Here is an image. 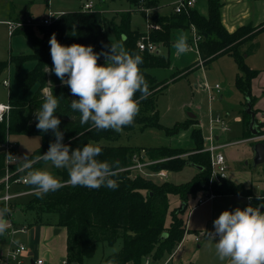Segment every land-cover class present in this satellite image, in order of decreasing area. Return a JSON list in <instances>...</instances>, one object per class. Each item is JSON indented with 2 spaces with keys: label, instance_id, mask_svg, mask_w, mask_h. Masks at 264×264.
I'll use <instances>...</instances> for the list:
<instances>
[{
  "label": "trees",
  "instance_id": "trees-1",
  "mask_svg": "<svg viewBox=\"0 0 264 264\" xmlns=\"http://www.w3.org/2000/svg\"><path fill=\"white\" fill-rule=\"evenodd\" d=\"M128 1L138 11L144 8L152 9L159 4V0ZM207 1V16H203L195 8H188L181 13H176L174 10L171 16H155L151 22L159 25L160 30L150 33L151 40L170 52L173 36L177 31L190 32L195 29L201 39L198 42L200 63L205 65L223 55L232 56L239 70L235 84L244 96L246 105V110L243 111L245 125L243 138H254L249 128L251 115L247 113V102H251L253 111L257 114L254 109L256 98L253 95L252 84L260 72L251 69L246 58L258 49L256 40L264 33V24L258 28L251 25L240 27L234 33H229L222 23L221 0ZM120 16L121 22L117 25L112 21L108 22L102 10L94 9L88 12L82 8L77 12L62 14L50 25H43L41 20H36L40 36L36 35L34 25L27 23L22 29L15 30L11 34L15 35L19 31L31 41L34 47L32 55L21 56L15 60L18 66L29 60L35 62L34 69L24 77V87L26 92H30L35 87L37 90L29 103H10L12 109L8 122L6 119L0 122V145L6 143L11 135L40 136L43 140L42 148L28 156L27 160L18 161L11 166L10 172L13 174L11 180L27 175L24 170V164L27 162H31L32 168L45 164L46 162L41 158L43 152H46L50 142L55 140L51 131L42 133L36 128L38 121L34 114L44 103L47 95L44 93L45 90L59 97L60 107L56 115L61 120L59 127L64 132L63 143L70 145L73 150L82 148L85 144L98 145L102 148V155L97 159L119 166V175L114 177L119 187L115 190L107 187L99 189L73 187L66 183L69 179L68 172L60 170L58 175L61 181L65 182V186L56 192L46 194L43 198L33 195L26 205L27 210L36 214V222L39 225H43L44 215H57L55 226L66 230L67 234L68 264H82L84 258L92 257L98 243L114 245L119 240L123 241V247L121 252L111 259L114 264H142L148 258L152 259L154 264H163L166 261L165 256L180 246L188 232V221L185 222L182 216L191 198L208 191L215 196L233 194L251 198L254 195L252 189H246L242 184H235L229 179L211 184V158L209 153L201 152L205 147L202 130L192 128L198 124L197 119H188L185 124L177 125L174 129H165L160 125L157 110L158 96L167 87V83L177 77L178 73L174 74L169 81L168 79L159 81L152 71L171 68L172 61L169 55L163 56L159 52V46L155 53L139 51L137 43L146 34L132 30L131 12L122 13ZM21 21L24 19L19 20ZM109 29L113 32L117 43H123L126 52L142 56L143 64L140 67L151 92V95L141 102L140 112L134 125L125 127L122 132L130 133L137 128L142 132L148 129H160L168 135H179L190 130L191 148L114 146L112 143L122 137V132L100 131L92 128L90 124L82 125L80 113L71 110L70 101L78 97L72 96L69 87L63 85L54 73L46 72L47 67H53L49 40L55 34L62 45L70 46L77 43L92 46L95 52L100 53L109 50L105 47L111 44L107 37ZM188 45L193 46V35L188 40ZM247 45V49L243 51ZM104 62L105 58L102 55L99 63ZM138 96L139 93H137ZM258 126L259 137L263 135V132L262 125L258 124ZM143 151L146 155L144 161H158L149 167L151 174L162 171L181 172L186 166L194 167L196 174L190 182L185 184L175 185L169 182L157 184L151 178L126 170L134 164V157ZM17 152L18 147L14 145L12 153L16 157ZM5 160V155L0 154V182L7 173ZM3 192L4 184L0 183V198ZM171 196L178 197L182 204L171 212V220L168 224ZM13 201H11L13 206L10 211L16 208ZM0 204L1 208L5 206L1 202ZM255 204L259 206L264 202H250L254 208ZM9 215L10 212L5 218L7 219Z\"/></svg>",
  "mask_w": 264,
  "mask_h": 264
},
{
  "label": "rangeland",
  "instance_id": "rangeland-1",
  "mask_svg": "<svg viewBox=\"0 0 264 264\" xmlns=\"http://www.w3.org/2000/svg\"><path fill=\"white\" fill-rule=\"evenodd\" d=\"M88 1L91 0H0V103H29L37 90V87H35L30 92H26L24 87V77L34 69L35 62L29 60L18 66L15 60L21 56L32 55L34 47L31 41L19 31V33L11 35L8 21L14 20L15 22L12 23H17L21 17H25L23 18L24 21H31L36 35L40 36L36 20L48 18L50 14L62 15L80 11L84 3ZM92 1L95 4L94 9L102 10L107 21H112L117 25L121 22L120 15L122 13L131 12L132 30L147 34L149 32L148 23L153 21L155 16H171L179 0H159V4L155 8L149 9L148 14H145L144 10H136L128 0ZM202 4L203 0H199V7L202 8ZM179 33L186 36L187 43L192 37V34L187 30L175 33L170 52L167 48L160 47L158 43L154 42L157 48L160 47L159 52L163 56L169 55L172 67L169 69H156L152 73L161 82L166 79L169 81L174 74L178 73L177 77L171 79L167 83V87L158 96L157 110L160 125L165 129H174L177 125L185 124L190 114H193L197 117L198 124L192 128L202 130L205 144L218 135L221 137V143L235 142V144L229 145L223 150L228 165V179L236 183H243L248 188L252 187L254 193H262L260 196L253 195L254 198H249L250 202H264V164H254V145L262 142V139H242V124L239 119L241 120L243 117L246 105L244 96L235 84L239 70L234 58L230 55H223L205 65L197 64L195 61H198L196 60L198 54L195 49L190 50L189 46L186 53L179 54L174 48V42L181 36ZM107 37L110 42L117 43L110 29ZM263 41L264 39H261L259 49L250 53L248 60L246 58L248 65L255 67L260 72H264ZM7 79H10V89L3 85V81ZM217 85L221 88L220 94L217 93ZM44 93L48 94L49 91L45 90ZM221 95L223 96L222 100L220 99ZM213 96H215V99H213ZM218 117L225 119V132H222L221 129L223 128L217 122ZM9 139L12 144L18 147L17 160L19 162L38 151L43 145L40 136L11 135ZM112 145L141 148L169 146L189 149L192 147V139L190 130L179 135H168L160 129H148L142 132L137 128L130 133L122 132V137L113 142ZM34 169L50 170L60 180L61 177L58 172L60 170L68 172L66 169L54 168L50 163L42 164ZM134 173L151 178L157 184L169 182L181 185L190 182L195 176L196 170L194 167L186 166L181 172H166L167 178L158 177L156 173L151 174L150 170ZM149 174L153 176H148ZM23 178H26V175ZM26 192H29V194H26ZM11 194L22 195L13 201V204H16L15 210L10 211L13 205L11 203L8 205L10 212L7 218L8 222L14 223L17 228L30 226L28 233L17 235L15 241L25 244L29 252L33 251L34 257L44 258L46 264H64L67 261L66 233L65 230H61V233L55 234V230L58 229L55 226L58 219L57 215H44L43 225H39L36 222V214L27 210L26 207L32 196L35 195L30 186H13ZM201 197H204V194H198L191 198L188 208L182 216L185 222H189V228L191 227L192 230L197 229L204 218L207 219L214 215L213 222L224 210L232 211L237 207L241 209L247 207L246 200H242L244 202L242 204L241 201L234 198L218 199L220 203L215 206L213 205L214 197H208L206 203L199 206L197 203ZM181 204L182 202L178 197L171 196L169 198L168 224L171 220V212ZM212 206L218 208L219 211H213L211 215L210 209ZM257 206L255 204V207ZM212 230H214L213 227ZM195 234L196 232L192 231L186 233L181 245L171 254L165 256L166 261L171 257L170 264H221L216 256L214 242L210 239H202L201 243H196ZM122 247V240L114 245L104 242L98 243L92 257L84 258L82 264H114L111 259L121 252ZM8 248V239L0 241V253L6 252ZM20 260L24 262L23 264H32V258L28 256V252L21 255ZM142 264H146L145 261Z\"/></svg>",
  "mask_w": 264,
  "mask_h": 264
},
{
  "label": "clouds",
  "instance_id": "clouds-1",
  "mask_svg": "<svg viewBox=\"0 0 264 264\" xmlns=\"http://www.w3.org/2000/svg\"><path fill=\"white\" fill-rule=\"evenodd\" d=\"M49 44L53 67H47L46 72L54 73L63 85L69 87L72 96L78 97L70 101V108L80 113L82 125L90 124L97 130L116 133L134 125L141 102L151 95L140 67L142 56L130 54L123 43L112 41L105 46L109 50L100 53L92 46L62 45L55 34ZM173 46L177 53H186L189 49L186 36L177 38ZM102 55L105 62L100 64ZM59 107V97L49 93L34 114L38 121L36 128L42 133L51 131L55 137L41 158L54 168L66 169L69 175L66 183L73 187L117 189L119 184L114 177L119 175V166L97 159L102 155L100 146L85 144L73 150L63 143L64 132L60 130L61 120L56 115ZM24 170L27 172L25 183L38 198L65 186V182L50 170L34 169L31 162L24 164ZM261 209L264 204L255 208L249 205L243 209L224 210L213 221L214 231H206V234L214 242L221 264H264V211ZM8 213L5 204L0 208V236L9 228L5 218Z\"/></svg>",
  "mask_w": 264,
  "mask_h": 264
},
{
  "label": "built area",
  "instance_id": "built-area-1",
  "mask_svg": "<svg viewBox=\"0 0 264 264\" xmlns=\"http://www.w3.org/2000/svg\"><path fill=\"white\" fill-rule=\"evenodd\" d=\"M196 4V0H180L176 3L175 6V12L176 13H181L184 10L188 8H194ZM95 8L94 2L88 1L84 3L83 9L85 11H92ZM145 11V14H148L149 9L144 8L142 9ZM61 15H55V14H50L48 18H45L41 20V24L43 25H50L55 19H58ZM11 28V34L15 30H20L22 29L27 23L28 25H32L33 23L31 21H21L17 23H12L8 22ZM149 32L157 31L160 30V26L153 23L149 22ZM193 31V46L191 45L190 50L195 49V51L198 54V42L201 40L200 37L198 36L197 32L195 29ZM149 32L137 43L138 50L141 52L147 51L149 53H155L157 51L156 45L152 42L151 36ZM3 85L10 89V79L4 80ZM217 93L220 94V86H216ZM213 99H215V96H213ZM11 104H1L0 103V122H3L5 119L9 120V114L11 111ZM218 124H220V127L223 128L221 129L223 132L226 131V123L225 119L218 117L217 118ZM215 132V131H214ZM235 143H220L217 141L216 137L213 138L211 141H207V144H205L204 149L201 151L202 153H209L210 158H211V184L214 182L221 183L223 180H227V171H228V165L226 161L225 154L223 153V150L227 148L229 145H232ZM13 149H14V144L10 142V139L7 140L6 143L0 145V153L5 155V165H6V176L1 180L0 183L4 184V193L2 197L0 198V202L3 203L4 205L6 204L7 206L11 203V201L15 200L22 194H11L12 187L15 185H27L25 183L26 178H19L15 180H11L12 178V173L10 172L11 166L14 164L18 163L17 157L13 155ZM145 151H143L140 155H136L133 159L134 164L129 167V169L132 172H143L144 170H149V167L151 165H154L157 162L153 161H144L145 160ZM158 177L162 178H167L168 175L166 174L165 171L156 173ZM148 176H153L149 174ZM31 193V192H30ZM26 194H29V192H26ZM208 197H215V195L211 192H205L204 197H201L198 201V205H204L206 203V199ZM28 226H22L17 228L14 223L9 222V228L7 230L6 237L9 242V248L6 252H1L0 253V264H23L24 262L20 260L21 255L25 254L28 252V248L26 247L25 244L19 243L15 241V237L17 235H25L29 231ZM202 239H209L206 232H204L201 235H198L196 238L197 242H200ZM171 258V257H170ZM169 259L164 263V264H169ZM146 264H154L152 259L148 258L145 261ZM32 264H46L45 260L42 258H36L34 259ZM64 264H68L67 261L64 262Z\"/></svg>",
  "mask_w": 264,
  "mask_h": 264
},
{
  "label": "crops",
  "instance_id": "crops-1",
  "mask_svg": "<svg viewBox=\"0 0 264 264\" xmlns=\"http://www.w3.org/2000/svg\"><path fill=\"white\" fill-rule=\"evenodd\" d=\"M221 3H222V8H221L222 23H223L224 27L228 30L229 33H234L240 27L251 25L254 28H258L264 24V0H221ZM194 8L197 9L203 16L208 15V1L207 0H203L202 8L199 7V0H196V4H195ZM23 18H25V17H21L20 20H22ZM17 19H19V18H17ZM17 19H15V20H17ZM13 21L14 20H9L8 22H13ZM178 32L179 31H177L176 33H178ZM190 33L193 35L192 31H190ZM179 34L183 35L181 33H179ZM261 39L262 40L264 39V33L259 35L257 40H256L257 45H258V49H259V46L261 44V43H259L261 41ZM247 47H248V45L243 48V51H245L247 49ZM248 58L249 57H247V60H248ZM196 60H198V61H195V63L197 62V64H202V63H200L199 55H198V58ZM247 60H246V62H247ZM247 64H249V63L247 62ZM250 68L253 70H257V69H255V67L254 68L250 67ZM261 72H260L259 76L253 81L252 90H253V95L256 98V104H255V110L257 112L256 122L258 124L262 125L261 131L263 132L262 133L263 135L259 136L258 138H261L262 143H264V72H262V74H261ZM222 98H223V96L221 95L220 99L222 100ZM243 120H244L243 117L241 118V120L239 119V122L242 124V139L243 140H253V139L255 140V137L249 138V139L243 138V133H244V128H245ZM258 124H257V126H258ZM220 138L221 137L219 135L216 136V139L218 142H220ZM229 143H233V142L229 141ZM231 181H233V180H231ZM234 183L244 185L243 183H236V182H234ZM244 187H246V189H252V191H253L252 187L248 188L245 185H244ZM261 194L262 193H254V195H256V196H260ZM214 198H215V200L213 201V205H215V206L219 205L220 202L218 201V199H222V198L223 199L234 198V199H238L237 201H241V202H242V200L243 201L246 200L247 201L246 205L247 206L250 205L249 198H247L245 196H241V195H233V194L222 195V196H215ZM242 204H244V202H242ZM215 206L214 207L212 206L210 209L211 215H212L213 211L214 212L219 211L218 208H216ZM213 208H214V210H213ZM261 210L264 211V209H261ZM213 217H214V215L212 217H208L207 219L204 218L202 224L197 226V229H193V230L191 229V227L189 228V222H187V224H188V226H187L188 232L187 233H190L191 231L196 232V234H195V242L196 243H201V241L200 242L196 241V238L198 235H201L206 231H208V232L214 231V230H212V227H213L212 218ZM60 230L64 231V229H60ZM60 233H61V231H60ZM65 233H66V230H65ZM5 240H7L6 234L0 236L1 242L5 241ZM66 240H67V234H66ZM66 255H67V252H66ZM28 256L32 258L31 263H33L34 259H36V257H34L33 251H30V252L28 251ZM42 259H44V258H42ZM170 259L171 258H169V260Z\"/></svg>",
  "mask_w": 264,
  "mask_h": 264
},
{
  "label": "water",
  "instance_id": "water-1",
  "mask_svg": "<svg viewBox=\"0 0 264 264\" xmlns=\"http://www.w3.org/2000/svg\"><path fill=\"white\" fill-rule=\"evenodd\" d=\"M247 113L251 115V122L249 127L250 131L255 138H258L259 130L256 124V113L253 111V107L250 101L247 102ZM189 119H197V117L194 116L193 114H190ZM254 164L255 165L264 164V143L262 142H259L256 145H254ZM60 231H61L60 229H57L55 231V234L56 235L59 234Z\"/></svg>",
  "mask_w": 264,
  "mask_h": 264
}]
</instances>
